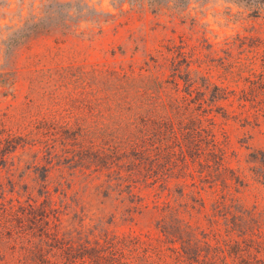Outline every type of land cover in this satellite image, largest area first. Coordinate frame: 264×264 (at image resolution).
<instances>
[{"label": "rangeland", "instance_id": "1", "mask_svg": "<svg viewBox=\"0 0 264 264\" xmlns=\"http://www.w3.org/2000/svg\"><path fill=\"white\" fill-rule=\"evenodd\" d=\"M172 52L180 53L175 66L168 57ZM146 63L150 72L146 74H153L159 82L174 79L171 76L176 71L181 87H198L200 98L209 90L224 95L215 103L198 102L199 108L194 106L211 119L207 124L213 126L226 152L224 164L229 172L216 176L214 183L232 187L234 197L227 205L240 219L258 230L261 227L262 234H255L264 241V0H0V76L8 81L0 85L2 113L16 117L31 107L33 112L43 107L42 114L50 113L57 110L52 104L55 97L76 95L79 90L93 93L94 86L86 84L79 90L64 83L59 86L57 81H62L58 70L63 68L81 67L91 72L97 67L133 66L139 72L147 69ZM90 99L93 101L88 107L76 105L80 108L73 119L90 123L98 119L99 108L95 98ZM59 103L67 109V99ZM178 107L182 112L187 109L185 105ZM102 110L103 117L109 118L108 109ZM60 112L64 118L68 116L63 108ZM186 120L189 125L188 117ZM194 128L189 125L192 138ZM44 155L38 149L21 146L11 151L5 162L0 159V188H5L0 196L5 193L7 200L16 203L20 199L23 204L29 196L39 206L44 200L37 192L40 185L53 191L60 184L70 198L69 208L62 209L65 212L57 223L61 236L74 243L92 241L104 233L158 236V214L152 209L154 198L149 189L136 190L143 207L127 218L125 210L132 204L127 194L118 199L111 191L107 172L88 170L82 175L80 170L75 173L77 165L61 153L51 164L43 161ZM191 161L189 158L190 176L171 179L170 192L159 195L161 202L184 204L177 192L185 186H179H190L185 191L191 196L196 192L193 183L205 187L201 196L206 210L201 212L203 204L197 202L193 217H188L185 207H178L183 221L193 226L189 238L198 242L194 247L176 248H181L186 264H233L229 251L240 252L244 247L208 246L217 244L210 223L215 215L212 209L218 205L209 188L216 185L207 183L213 181L209 178L216 171L209 174L206 164L200 167ZM45 176L48 178L43 184L40 179ZM144 204L151 209H144ZM219 221L223 224L222 216ZM22 226L27 233L24 240L13 247L0 245V264H46L49 248L39 246L27 223L22 221ZM220 229L222 245L225 237L240 239L237 232L225 236V227ZM170 248L164 247L168 255H173ZM245 248L251 252L254 249ZM252 253L260 260L264 258Z\"/></svg>", "mask_w": 264, "mask_h": 264}, {"label": "trees", "instance_id": "2", "mask_svg": "<svg viewBox=\"0 0 264 264\" xmlns=\"http://www.w3.org/2000/svg\"><path fill=\"white\" fill-rule=\"evenodd\" d=\"M179 54L172 52L168 56L170 62H173L172 66L180 62ZM146 66L147 69L143 67L139 72L133 66L116 69L97 67L91 72H86L81 67L58 70L62 81H57L59 86L64 83L79 90L80 85L86 84L87 87L94 86L93 93L79 90L81 93L76 95L73 93L64 98L55 97L52 104L57 106V110L50 113L42 114L43 107L37 112H33L31 107L16 117L0 111V159L5 162L11 151L28 146L31 150L43 152V161L49 164L61 153L71 164L77 165L75 173L77 170L82 175L88 170L107 172V183L111 191L117 193L118 199L127 194L128 202L132 204L125 210L127 218L135 211H141L142 199L136 190L149 189L154 198L152 209L158 214L155 225L158 236L104 233L95 236L92 241L81 240L80 243H74L61 236L57 223L61 212H65L62 209L69 208L68 192L60 184L53 191L40 185L41 189L37 192L44 200L39 206L33 204L29 196L24 204L20 199H16V203L13 199L7 200L5 193L0 196L2 247H13L18 240L25 239L27 233L22 226L23 221L29 225L28 229L34 233V238H38L39 246L49 248L50 251L44 254L48 260L46 264H186L181 248L176 247H194L198 241L189 238L193 226L183 221L185 218H182L178 207L184 206L188 217H193L197 202L203 204L201 212L206 210L201 196L205 187L193 183L191 186L196 192L191 196L185 191L190 186H179L180 189L185 186L181 192H177L185 200L184 204L161 202L159 195L170 192L168 184L171 179L190 176V158L193 164L200 167L206 164L209 174H212L213 169L216 171V175L209 178L213 181L207 183L216 185L209 188L218 205L212 209L215 215L210 223V228H213L212 236L217 244L208 246L244 247L240 252L229 251L233 264H264V258L260 260L252 253L255 251L258 255H264V241L255 234L261 233V227L258 230L253 224L240 219L227 205L228 199L234 197L232 187H218V183H214L216 176L229 172L224 164L226 152L224 145L217 139L213 126L207 124L211 119L194 108H199L200 105L196 104L198 102L212 104L224 95H220V91L213 94L214 90H209L207 96L200 98L201 89L198 87H181L176 71L171 76L174 79L159 82L153 74H146L150 73L149 64L146 63ZM1 84L6 85L8 81L1 80L0 76ZM90 97L95 98V105L99 108L98 119L91 123L86 119H73L75 110L80 108L76 105L90 106L93 101ZM66 99L67 109L64 110L65 106L62 107L59 102ZM179 105L186 106L185 112H182ZM103 107L108 109L109 118L103 117ZM62 108L68 115L65 118L60 112ZM186 117L189 125L195 126L192 130L193 138L189 136ZM44 170L47 172V167ZM47 178H41L40 182L46 184ZM110 189L105 192L108 193ZM159 189L161 193H158ZM0 190L5 191V188L1 185ZM167 196L174 198L172 193ZM58 202H62L59 207L56 205ZM144 209L151 208L144 204ZM221 216L223 224L219 221ZM221 226L225 227V236L237 232L240 239L225 237L222 245ZM164 247H173L169 249L173 255H168ZM245 247L254 249L251 252Z\"/></svg>", "mask_w": 264, "mask_h": 264}]
</instances>
